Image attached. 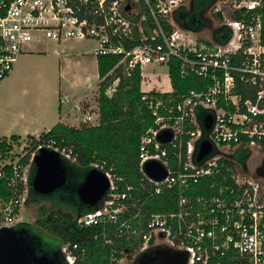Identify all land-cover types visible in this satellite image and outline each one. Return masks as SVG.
I'll use <instances>...</instances> for the list:
<instances>
[{
    "label": "built area",
    "instance_id": "1",
    "mask_svg": "<svg viewBox=\"0 0 264 264\" xmlns=\"http://www.w3.org/2000/svg\"><path fill=\"white\" fill-rule=\"evenodd\" d=\"M190 1L0 0V84L19 56L33 51L30 47L68 40H92L95 56L118 57L100 77L99 89L114 77L105 90L108 96L136 68L142 76L146 65H165L169 73L175 66L184 78H203L201 89L178 96L174 89H141L155 119L141 138L140 170L152 195L176 193L175 210L135 211L134 187L122 188L106 161L92 164L109 178L110 189L77 222L99 228L96 238L113 246L111 264H134L143 254L161 249L185 252L186 264H264V175L235 160L232 152L264 151V45L261 15L253 12L262 0L215 1L211 12L222 22L219 27L231 33L222 43L215 37L199 40L181 25L177 13ZM237 13L252 17L239 19ZM240 83L253 95L239 92ZM91 120L89 113L85 122ZM165 132L171 135L169 141L160 138ZM35 138L20 147L15 140L5 141L7 150L0 151V179L11 192L9 199L0 195V229L23 222L29 168L40 149L72 159V151L55 139ZM205 140L212 149L198 161ZM148 161L161 163L167 176L151 178L144 169ZM79 251L78 243L61 247L67 264H80L84 250Z\"/></svg>",
    "mask_w": 264,
    "mask_h": 264
},
{
    "label": "trees",
    "instance_id": "2",
    "mask_svg": "<svg viewBox=\"0 0 264 264\" xmlns=\"http://www.w3.org/2000/svg\"><path fill=\"white\" fill-rule=\"evenodd\" d=\"M214 2L215 0H194L192 7L178 11L177 18L182 26L192 31H200L208 24V20L203 15L208 9H212ZM253 12L261 15L262 43L264 45V0H262L261 6ZM234 16L250 20L252 14L248 13L242 16L241 13H237ZM230 36L231 33L226 27H219L215 31V39L220 43L227 41ZM117 61L118 57L99 56V76H104ZM170 78L176 96L192 89H201L203 86L202 77L194 75L184 78L180 75L179 68L175 66L170 69ZM113 79L114 77L100 85L98 97L100 123L98 125L84 123L75 127L59 122L52 129L40 135L42 140L53 138L58 144L72 151V159L62 156L64 164L70 169L67 185L51 195L45 196L36 193L31 187L32 176L35 172V166L31 163L32 174L29 175L28 204L30 202L38 203L42 198L52 200L57 198L59 200L61 196L63 197L61 200L65 206L58 204L55 206L56 209L48 210L37 220L42 229L58 240L55 243V249L59 253L61 264H67L61 253V247L68 242L78 243L80 251L84 250L83 259L79 261L80 264H111L110 256L113 246L105 244L101 238H96L99 228L81 227L77 222L79 215L93 210L80 201L76 189L84 180L88 170L93 168L92 164L97 161H106L107 166L113 168V173L121 179L119 183L122 188L134 187L135 211L167 212L173 211L177 207L176 193L167 192L163 195H152L151 185L147 183L140 170L141 138L155 119L151 110L141 99L143 92L141 91L140 69L136 68L131 76L122 78L115 94L108 96L105 94V90ZM240 87L239 92L245 94V97L253 95L254 91L249 92L246 85L243 86L240 83ZM27 137L36 140L35 136ZM11 138L18 140L20 136L12 135ZM6 147L5 141L0 143V151L7 150ZM29 156L30 154L23 160L24 163L29 162ZM247 158L248 156L241 159L245 163ZM9 189L7 182L0 179V195L9 199L11 196ZM18 226L21 224L19 223ZM41 252L52 256L55 251L43 246Z\"/></svg>",
    "mask_w": 264,
    "mask_h": 264
},
{
    "label": "rangeland",
    "instance_id": "3",
    "mask_svg": "<svg viewBox=\"0 0 264 264\" xmlns=\"http://www.w3.org/2000/svg\"><path fill=\"white\" fill-rule=\"evenodd\" d=\"M188 5H190V2H188ZM206 18L209 20L207 26H204L203 29L197 31L196 34H192L191 36H194L199 40L214 39V33L222 22L219 21L211 11L206 13ZM96 46V42L92 40H70V42L63 43L60 46L65 53H69L74 57L73 62L68 68L67 76L65 77V83L69 84L71 87V97H80L84 92V89L81 88L74 89L73 83L77 76L90 73L94 78L96 75L95 55L93 54ZM30 48L36 50V52L20 55L12 73L0 84V116L5 115L6 121L8 122H11L9 120L12 119L9 112H14L16 115L19 112L30 113L33 110V107L29 103L30 100L38 94H41L40 97L46 95L44 93L45 89L55 88L61 77L59 73V63L60 58H62L60 55L63 54L56 53L55 50H61L57 43L54 41H46ZM86 53L88 55H86ZM78 60L79 62H76ZM170 79V73L167 66L146 65L142 72L141 89L145 92L152 89L169 91L171 89ZM98 97L99 86L94 97L95 100H98ZM52 99L55 106H57L58 101L56 97L54 96ZM74 112V115H77V117L74 116V121L78 122L85 119L87 111L76 109ZM71 119H73V117L70 118L69 121H72ZM93 121L97 122L96 119H93ZM46 130L47 129H43L42 131ZM19 133L20 129L15 128L12 133H8L7 135ZM20 134L26 136L25 133ZM39 135H41V133L37 134L36 137ZM0 140L7 142L14 141L11 137H3L0 138ZM30 140V137H20L18 140H15L17 141L15 144L20 147L29 143ZM232 152L234 153V159L242 163L243 161L241 158L248 156L246 164L251 169H260L264 165V151L259 148H254L251 151L246 149H236ZM30 168L29 171H31ZM53 199L56 203L64 205L61 199ZM55 206H53L52 200H40L38 203L30 202L28 206L23 207L21 210L22 219L25 222L40 227L36 220L40 218V212L42 211L41 207H44V210L47 212L48 210L56 209L57 207ZM52 239L54 238L52 237ZM57 241L58 240L54 239V243Z\"/></svg>",
    "mask_w": 264,
    "mask_h": 264
},
{
    "label": "water",
    "instance_id": "4",
    "mask_svg": "<svg viewBox=\"0 0 264 264\" xmlns=\"http://www.w3.org/2000/svg\"><path fill=\"white\" fill-rule=\"evenodd\" d=\"M212 116L205 122V128L211 125ZM164 141H169L171 135L165 132L160 136ZM212 149L209 141L200 144L197 160H202ZM35 172L32 176L31 187L41 195H50L65 187L68 183V170L59 152L42 148L33 159ZM145 172L153 179L161 180L167 176L166 168L159 162L148 161L144 166ZM264 175V173H263ZM110 189V180L106 174L97 169L88 170L84 180L77 187L76 192L80 201L91 209L98 207ZM80 216V215H79ZM23 225V222L20 223ZM163 259L167 264H186L185 252L156 250L143 254L137 260L138 264H155ZM0 264H61L55 255L50 256L38 250L36 238L21 230L17 226L3 227L0 229Z\"/></svg>",
    "mask_w": 264,
    "mask_h": 264
},
{
    "label": "crops",
    "instance_id": "5",
    "mask_svg": "<svg viewBox=\"0 0 264 264\" xmlns=\"http://www.w3.org/2000/svg\"><path fill=\"white\" fill-rule=\"evenodd\" d=\"M66 42H70V40L65 41L63 43ZM63 43H61V45ZM61 45L58 44L59 49H61L60 47ZM55 51L58 54H63L60 55L62 57L60 58V63H59V73L61 77L57 83L58 85L57 86L55 85L56 86L55 88L45 89L44 93L47 96L43 95L42 97H40L41 94L34 96L29 102L33 107V110L30 113L19 112L16 115L14 112L13 113L9 112L12 118L9 120L11 122L6 121L5 115L0 116V137L6 138V137H11L12 135H18L20 137H27V136L36 137V135L39 133L42 134L43 132L49 131L59 122L75 127H79L84 123L92 124V125H98L100 123L99 102L94 98L100 83V76L98 71V57L95 56V62H96L95 77L93 78V76L90 73L85 75L84 74L79 75L77 76V78L73 83L74 89L75 88L84 89L83 95H81L80 97H71L70 95L71 87L69 86V84L65 83V77L67 76L68 68L70 64L73 62L74 57L69 53H65L63 49L55 50ZM32 52H36V50L33 49ZM86 55L88 54L86 53ZM76 62H79V60ZM170 83H171L170 90H172L173 86L171 79H170ZM54 96L58 101L57 106H55V104L53 103L52 98ZM76 109L87 111L86 115L92 113V120L89 123H87L85 122L86 119L85 117V119L82 121H78V122L74 121L75 119L74 116L77 117V115H74L75 113L74 111ZM72 117H73V119H71L72 121H69V119ZM93 119H96L97 122L93 121ZM15 128H19L20 133H25L26 136H23V134L20 133L7 135L8 133H12ZM43 129H47V130L42 131Z\"/></svg>",
    "mask_w": 264,
    "mask_h": 264
},
{
    "label": "flooded vegetation",
    "instance_id": "6",
    "mask_svg": "<svg viewBox=\"0 0 264 264\" xmlns=\"http://www.w3.org/2000/svg\"><path fill=\"white\" fill-rule=\"evenodd\" d=\"M193 1L194 0H191L190 1V5L188 6V8H190V7H192V5H193ZM216 1V0H215ZM215 3V2H214ZM209 11H211V9H208L207 10V12L206 13H208ZM206 13L203 15V17L206 19V20H208L207 18H206ZM206 26H207V24H206ZM196 32V31H195ZM215 34V33H214ZM66 168H67V170H68V178H69V175H70V169H68V167L66 166ZM263 173H264V165H263V167L262 168H260V169H258V174H260V175H263ZM32 174V171H30V175ZM64 188V187H63ZM52 194H54V193H52ZM51 195V194H50ZM61 196V195H60ZM63 197L61 196V198L60 199H62ZM42 200H52V199H50V198H42ZM52 204H53V206H55V205H57L58 203H56L55 201H54V199L52 200ZM77 205V204H76ZM79 207V206H78ZM41 214H40V217L43 215V214H45V212H46V210H44V207H41ZM38 220V219H37ZM36 220V221H37ZM20 228H21V230H24V233L26 234V232H28V233H30L31 235H32V237L34 236L35 238H36V244H37V248H38V250L39 251H41V250H43V246H46V247H49V249H51V250H54L55 252H54V254L53 255H55V257H56V259H57V261L59 262V257H58V255H59V253L56 251L57 249H55V247H56V244L54 243V239H52V236L50 235V234H48L44 229H42V228H40V227H37V226H34V225H32L31 223H29V222H25V221H23V225H21V226H19ZM40 248V249H39ZM42 248V249H41ZM161 250H163V251H166L167 249H161ZM62 253V252H61ZM52 255V256H53ZM63 255V254H62ZM134 264H138L137 263V261H136V263H134ZM155 264H167L166 262H165V260H163V259H159V260H157L156 261V263Z\"/></svg>",
    "mask_w": 264,
    "mask_h": 264
}]
</instances>
